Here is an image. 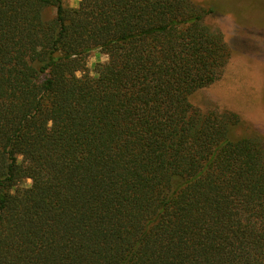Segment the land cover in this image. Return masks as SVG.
<instances>
[{
	"label": "trees",
	"instance_id": "16d2710c",
	"mask_svg": "<svg viewBox=\"0 0 264 264\" xmlns=\"http://www.w3.org/2000/svg\"><path fill=\"white\" fill-rule=\"evenodd\" d=\"M211 12L0 0V264H264V137L191 100L231 59Z\"/></svg>",
	"mask_w": 264,
	"mask_h": 264
},
{
	"label": "rangeland",
	"instance_id": "374dc122",
	"mask_svg": "<svg viewBox=\"0 0 264 264\" xmlns=\"http://www.w3.org/2000/svg\"><path fill=\"white\" fill-rule=\"evenodd\" d=\"M80 0H63L66 7H77ZM212 12L207 23L218 27L231 49V59L221 78L198 90L191 100L203 111L237 113L242 124L238 134L264 137V0H194ZM56 8L46 10L54 17ZM107 57L95 50L88 57L92 70ZM30 180L27 184H30Z\"/></svg>",
	"mask_w": 264,
	"mask_h": 264
}]
</instances>
